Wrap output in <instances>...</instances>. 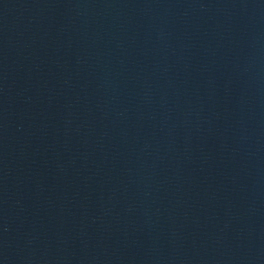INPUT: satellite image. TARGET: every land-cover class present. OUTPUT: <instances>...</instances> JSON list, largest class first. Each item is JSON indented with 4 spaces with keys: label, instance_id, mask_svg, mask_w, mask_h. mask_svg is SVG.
Returning a JSON list of instances; mask_svg holds the SVG:
<instances>
[{
    "label": "water",
    "instance_id": "1",
    "mask_svg": "<svg viewBox=\"0 0 264 264\" xmlns=\"http://www.w3.org/2000/svg\"><path fill=\"white\" fill-rule=\"evenodd\" d=\"M18 264H264V0H30Z\"/></svg>",
    "mask_w": 264,
    "mask_h": 264
}]
</instances>
